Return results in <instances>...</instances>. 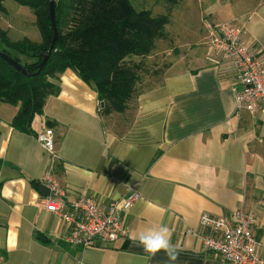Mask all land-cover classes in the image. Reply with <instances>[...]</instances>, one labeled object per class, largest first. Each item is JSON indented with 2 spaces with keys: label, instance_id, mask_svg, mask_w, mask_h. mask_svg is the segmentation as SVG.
<instances>
[{
  "label": "crops",
  "instance_id": "0c3cea01",
  "mask_svg": "<svg viewBox=\"0 0 264 264\" xmlns=\"http://www.w3.org/2000/svg\"><path fill=\"white\" fill-rule=\"evenodd\" d=\"M197 10L193 18L187 8L170 16L175 57L127 113L109 119L93 86L68 68L34 120L36 133L12 126L16 109L0 116V264H222L205 249L201 216L234 222L239 208L256 215L264 255V112H237L238 81L211 43L221 23L239 25L264 64V0H209ZM45 127L55 131L56 159L37 138ZM49 171L71 199L107 205L136 188L141 199L121 217L128 234L105 247L67 242L70 225L42 204ZM161 226L175 260L138 242Z\"/></svg>",
  "mask_w": 264,
  "mask_h": 264
},
{
  "label": "trees",
  "instance_id": "16d2710c",
  "mask_svg": "<svg viewBox=\"0 0 264 264\" xmlns=\"http://www.w3.org/2000/svg\"><path fill=\"white\" fill-rule=\"evenodd\" d=\"M13 1L32 9L41 36L39 41L10 38L1 24L6 0H0V50L29 72L18 71L0 56V101L15 107L11 124L16 129L36 133L35 118L43 114L48 97L59 92L54 79L68 68L93 86L108 115L127 113L141 93L162 82V68L148 71L146 62L159 54L160 41L169 37L170 14L137 9L132 0H55L58 38L52 47L49 0ZM151 76L158 80L148 86Z\"/></svg>",
  "mask_w": 264,
  "mask_h": 264
},
{
  "label": "built area",
  "instance_id": "2783aa9c",
  "mask_svg": "<svg viewBox=\"0 0 264 264\" xmlns=\"http://www.w3.org/2000/svg\"><path fill=\"white\" fill-rule=\"evenodd\" d=\"M242 31L239 25L223 22L216 28L211 43L215 56L230 63L238 81L235 92L237 112L246 111L256 116L264 112V64L260 54L243 39ZM38 139L56 159L53 128L41 130ZM42 182L50 188V194L43 198L42 204L70 225L66 236L70 244L84 249L105 247L128 234L121 217L141 199L136 188L129 187L123 198L103 205L93 197H66L65 190L50 171L42 177ZM233 218L234 222L209 213L202 214L201 224L209 229L203 236L205 247L218 253L222 264H264V255L258 252L253 233L256 215L239 208L234 211Z\"/></svg>",
  "mask_w": 264,
  "mask_h": 264
},
{
  "label": "rangeland",
  "instance_id": "374dc122",
  "mask_svg": "<svg viewBox=\"0 0 264 264\" xmlns=\"http://www.w3.org/2000/svg\"><path fill=\"white\" fill-rule=\"evenodd\" d=\"M208 1L209 0H132L134 6L137 9H150L154 15L170 14V16L173 15V17H176L181 12V9L187 8L189 9V16L192 18L199 15L197 8L200 2ZM5 5L7 11L1 14V24L4 29L6 28L8 30L10 38L20 39L24 36H28L35 41H39L41 36L36 26V16L32 9L27 6H22L13 0H6ZM166 32L170 34L169 37L171 39L172 34L169 32V29L166 28ZM170 39L167 38L163 41H160L159 54L156 53L154 56L148 58V61L146 62L148 64V71H153L155 68H162L163 77L165 76V70L167 69L165 63L170 62L175 57L172 51L173 49L170 50L171 46H173V40H175V36H173L172 43ZM148 76H150V74ZM151 77L152 79H149L147 85L157 83L156 80L158 79L155 76ZM101 104L102 102H100V105ZM14 110L15 107L13 105L0 101V116L2 118L10 117ZM107 117L111 119L110 115ZM205 249L207 248L205 247ZM207 250L212 251V248H208Z\"/></svg>",
  "mask_w": 264,
  "mask_h": 264
},
{
  "label": "clouds",
  "instance_id": "9594fccd",
  "mask_svg": "<svg viewBox=\"0 0 264 264\" xmlns=\"http://www.w3.org/2000/svg\"><path fill=\"white\" fill-rule=\"evenodd\" d=\"M138 242L143 246L146 252L155 254L161 250L165 251L171 260H175V250L170 244L167 227L151 228L141 232Z\"/></svg>",
  "mask_w": 264,
  "mask_h": 264
},
{
  "label": "water",
  "instance_id": "95a60500",
  "mask_svg": "<svg viewBox=\"0 0 264 264\" xmlns=\"http://www.w3.org/2000/svg\"><path fill=\"white\" fill-rule=\"evenodd\" d=\"M49 13H50V18H51V22L54 28V36L52 39V47L55 43V41L58 38V28L56 25V1L55 0H49ZM50 53L51 51L49 50L43 57L42 61L39 64V70L37 71V74L40 73L41 69L46 65L49 57H50ZM0 56L6 60L11 66H13L15 69H17L18 71H21L24 74H29L28 69L23 66L20 62H18L17 60H15L12 56H10L9 54H7L4 51L0 50ZM102 106H104V102H102L101 104ZM40 191L42 194L44 195H49L50 194V188L47 187L46 185L42 184L39 186Z\"/></svg>",
  "mask_w": 264,
  "mask_h": 264
}]
</instances>
